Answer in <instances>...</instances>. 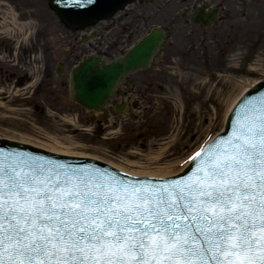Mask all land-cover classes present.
<instances>
[{
  "label": "snow or ice",
  "instance_id": "snow-or-ice-1",
  "mask_svg": "<svg viewBox=\"0 0 264 264\" xmlns=\"http://www.w3.org/2000/svg\"><path fill=\"white\" fill-rule=\"evenodd\" d=\"M188 160L153 182L0 153V264H264V95Z\"/></svg>",
  "mask_w": 264,
  "mask_h": 264
},
{
  "label": "flooded vegetation",
  "instance_id": "flooded-vegetation-1",
  "mask_svg": "<svg viewBox=\"0 0 264 264\" xmlns=\"http://www.w3.org/2000/svg\"><path fill=\"white\" fill-rule=\"evenodd\" d=\"M10 2L15 25L9 28L10 35L7 29H0V100L8 108L16 106L19 111L41 115L49 125L62 115L68 116L70 123L74 106H78L69 95V73L73 64L87 53L88 35L70 29L58 33L55 17L41 7L40 0ZM201 10L216 13L210 26L214 30L210 40L215 52L238 41L250 42L251 50L264 43V0H136L100 25L101 37L96 49L99 53L105 47L124 53L153 27L162 28L169 38L178 30L184 32L193 12ZM249 23L254 25L250 27ZM203 29L200 22L191 27L190 36L196 38L192 45L178 48L169 40L160 50L164 57L154 61L184 62L192 52L197 57ZM188 48L187 54L181 53ZM57 66L61 68L60 75ZM141 92L136 84L124 82L108 104V112L115 108L116 102H120L119 108L130 101L134 108L140 109L138 102H146L148 95ZM133 95L139 99L130 100Z\"/></svg>",
  "mask_w": 264,
  "mask_h": 264
},
{
  "label": "rangeland",
  "instance_id": "rangeland-1",
  "mask_svg": "<svg viewBox=\"0 0 264 264\" xmlns=\"http://www.w3.org/2000/svg\"><path fill=\"white\" fill-rule=\"evenodd\" d=\"M213 31L204 30V62L196 64L193 55L183 65L155 63L134 76L139 82L150 84L154 95L153 112L147 115L149 126L142 130L148 140L124 138L117 125L93 124L84 129L88 119L84 113L79 114L84 122L74 123L68 129V122L59 118L52 126L39 114L10 112L2 105L0 136L46 147L52 146V138H56L63 149L70 146L73 154L94 157L124 169L176 172L222 128L226 112L240 92L264 79V45L250 50V42L238 41L222 46L211 60L213 45L209 38ZM174 36L180 45L185 41L180 32ZM153 157L159 160L153 162Z\"/></svg>",
  "mask_w": 264,
  "mask_h": 264
},
{
  "label": "water",
  "instance_id": "water-1",
  "mask_svg": "<svg viewBox=\"0 0 264 264\" xmlns=\"http://www.w3.org/2000/svg\"><path fill=\"white\" fill-rule=\"evenodd\" d=\"M127 1L128 0H95V3L92 5H86L83 8H78L72 5H67L64 0H50V6L56 11L63 23L69 26L81 27L106 18ZM160 40L161 38L159 35L146 38L130 52L123 62L108 65L103 69H97L95 59L85 61L72 73L73 98L89 108H100L106 98L110 95L119 77L124 74L125 70L130 72L136 68L147 66L150 56L152 52L156 50ZM262 95H264V81L256 84L252 89L244 94L229 115L224 132L216 137L228 134L231 130L232 122L236 119V113L243 102L258 98ZM0 153H27L34 157L60 162L71 167H89L105 170L121 178L131 179L133 181H159L157 179H136L127 177L114 171L110 167L95 161L60 157L27 145H21L6 140H0ZM190 167L191 164H189V166H187L178 176L168 179L179 178L186 175L190 171Z\"/></svg>",
  "mask_w": 264,
  "mask_h": 264
},
{
  "label": "bare ground",
  "instance_id": "bare-ground-1",
  "mask_svg": "<svg viewBox=\"0 0 264 264\" xmlns=\"http://www.w3.org/2000/svg\"><path fill=\"white\" fill-rule=\"evenodd\" d=\"M250 85H247L241 92L240 94L237 96V98L231 103V105L229 106L226 114L229 112V110L231 109V107L233 106V104L236 102V100L241 96V94L243 92H245L246 89L249 88ZM226 116V115H225ZM225 119V117H224ZM1 137V136H0ZM4 139H8L10 141H13L14 139H12V137H3ZM14 141H17V142H20V143H23V144H28V145H31L33 147H37L38 149H43L47 152H50V153H55V154H59V155H67V156H75V157H86L85 155H76V154H73L72 152H70V146L68 147V150L66 148H62V143H60L56 138H52V141L54 142V144L52 146H43L41 144H35V143H30L25 141V140H14ZM159 159L158 157H153L151 158V161L153 162H157ZM131 163H135V162H131ZM112 165V163H111ZM135 167H138L139 164H133ZM113 167L117 168L119 171H122L124 173H127L129 175H132V176H138V177H159V178H164V177H168V176H171V175H176L180 170H178L177 172H170L169 170L167 171H164V169L162 170H158V171H152V170H142V171H136V170H128V169H124V168H121L119 166H115V165H112ZM141 167V166H140Z\"/></svg>",
  "mask_w": 264,
  "mask_h": 264
}]
</instances>
